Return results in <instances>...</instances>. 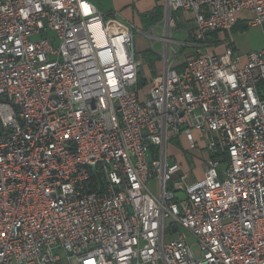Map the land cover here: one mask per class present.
I'll return each instance as SVG.
<instances>
[{"label":"built area","instance_id":"built-area-1","mask_svg":"<svg viewBox=\"0 0 264 264\" xmlns=\"http://www.w3.org/2000/svg\"><path fill=\"white\" fill-rule=\"evenodd\" d=\"M163 3L154 35L89 0H0V264H264V46L226 41L264 0ZM177 10L197 47L179 67ZM135 34L162 61L144 92ZM173 140L206 150L202 176Z\"/></svg>","mask_w":264,"mask_h":264},{"label":"rangeland","instance_id":"rangeland-1","mask_svg":"<svg viewBox=\"0 0 264 264\" xmlns=\"http://www.w3.org/2000/svg\"><path fill=\"white\" fill-rule=\"evenodd\" d=\"M95 4L98 6V8H101L103 11L107 12H114L118 13V17L113 18L112 23L114 26L118 28H126L127 25L123 24L121 21L130 20L135 25L139 26V20L136 15L137 10L141 8V5L145 3V0H94ZM160 2V1H158ZM120 18V20L118 19ZM173 24L169 25V31H167V35L170 38L175 39L177 44H174L173 47L179 54V57L184 61L188 57L193 56L196 53L197 47L195 46V42L191 36V32H193V23L188 21H179V18L181 19V16L179 14H174L173 16ZM163 21V19H162ZM156 24V23H155ZM143 26V25H142ZM149 30V29H145ZM186 31V32H185ZM186 34H185V33ZM152 33L154 35H159L161 33L160 26H157L153 29ZM229 36L226 38L228 41L229 39L233 42V44L240 50V51H250V50H256L264 46V28L261 26H247L244 23H237L236 26H234L230 32L226 33V35ZM135 50H136V57L140 59V76L143 78V74L145 77L149 78L151 77L150 72L147 69V65L142 55V50L146 47V44L150 43V41L143 36L139 34H135ZM161 42L160 41H153V49L154 50H160ZM142 64V65H141ZM156 68H154V71L152 72H161V65L158 63L155 65ZM151 69V68H150ZM158 75L153 76L151 79L146 81L144 78L143 83L141 87V92H144L146 88L150 85L149 82L156 78ZM146 82V83H145ZM181 140H179L180 143ZM202 143V141H201ZM180 146L178 144H174L173 142L168 145V152H176L175 156L177 160L181 161L182 163V169L181 172L186 174L187 179L186 181L190 182L191 180H194L199 176V174L203 173L206 167L205 160H190L189 164H187L186 161V154L189 156V153L185 152L186 143H181V148L176 151V148ZM195 150V149H193ZM198 150H195L194 152H197ZM185 152V153H184ZM200 163L202 165H200ZM224 164H222L223 166ZM148 186L150 190L158 195L159 194V187H158V181L156 178L150 179L148 182ZM178 197H183L184 194L182 192H177L176 194ZM62 264V262H61Z\"/></svg>","mask_w":264,"mask_h":264},{"label":"crops","instance_id":"crops-1","mask_svg":"<svg viewBox=\"0 0 264 264\" xmlns=\"http://www.w3.org/2000/svg\"><path fill=\"white\" fill-rule=\"evenodd\" d=\"M90 2H92L95 6H96V8L97 9H99L101 12H104V13H110V12H107V11H103L101 8H98V6L95 4V1L94 0H89ZM143 1V0H142ZM158 1H160V2H158ZM158 1H156V0H145V3L143 4V5H141V8L140 9H138L137 10V12H144V11H148V10H150L157 2L158 3H160V4H162L163 5V16H164V3H163V0H158ZM136 15H137V17H138V14L136 13ZM253 15V11H251V10H249V9H246V10H243V11H241L240 13H239V15H238V23H244L245 21H244V19L245 18H248V17H250V16H252ZM180 16H181V19L179 18V21L180 22H182L183 20L184 21H186V22H188V21H190V22H192L193 23V20H192V14H191V12H188V11H180ZM119 20H120V18H118ZM162 19H163V17H162ZM162 19L159 21V22H157L156 24H154V25H152L150 28H148V29H151L152 27H157L156 25H160L161 23H162ZM138 20H139V26L140 27H142L143 28V26H142V24H141V21H140V19H139V17H138ZM121 21V20H120ZM123 24H125V25H128L129 23H132L130 20H125V21H121ZM134 24V23H133ZM138 26V25H137ZM194 26V25H193ZM154 27V28H155ZM263 28H264V26H262ZM153 28V29H154ZM193 29H194V27H193ZM193 31V30H192ZM186 32V31H185ZM184 32V33H185ZM192 34H193V32H191ZM186 34V33H185ZM192 36V35H191ZM234 45V44H233ZM235 46V45H234ZM146 48H148V44H146V47L142 50V52L146 49ZM235 48L236 49H238L236 46H235ZM239 50V49H238ZM240 51V50H239ZM240 52H242V53H245V52H248V51H245V52H243V51H240ZM159 54V53H158ZM160 55V54H159ZM183 62V60L179 57V55H178V58H177V60L175 61V65H177V67H179L180 65H181V63ZM158 63H160V65H161V70H162V61H161V56H160V58H159V61L155 64V65H157ZM142 65V64H141ZM141 67V66H140ZM140 67H139V70H138V76H139V72H140ZM147 67V69H148V71L150 72V74H151V77H149V78H147V77H145L144 76V74H143V78L146 80V81H148L149 79H151L153 76H155V75H158L159 73L157 72H152L151 71V69L148 67V66H146ZM154 68H156V66L154 67ZM184 141L182 140V141H180V143H179V146H180V148H181V143H183ZM185 143V142H184ZM179 147H177L176 148V151H178L179 149H180ZM195 150H198L197 152H194ZM195 150H191V151H188V150H185V152H187V153H189V156H187V154L185 155L186 156V161H187V164H189V162H190V160H201V162H202V159L203 160H205V158L207 157V152H206V150L205 149H202L201 147H198V148H195ZM184 152V153H185ZM175 153L176 152H172L171 153V156L176 160V161H178L179 163H180V166H181V169H182V163H181V161H179V160H177V158H176V156H175ZM200 165H202L201 163H200ZM180 173L181 174H184V173H182L181 172V170H180ZM203 174V173H202ZM202 174L200 173L199 174V176L197 177V178H199L200 176H202ZM186 175V174H185ZM186 179H187V176H186ZM196 179V178H195ZM191 181H193V180H191ZM190 181V182H191Z\"/></svg>","mask_w":264,"mask_h":264},{"label":"trees","instance_id":"trees-1","mask_svg":"<svg viewBox=\"0 0 264 264\" xmlns=\"http://www.w3.org/2000/svg\"><path fill=\"white\" fill-rule=\"evenodd\" d=\"M158 1V0H156ZM180 11L181 10H177L175 11V14H179L180 15ZM138 14V17L141 21V24L143 25V28L144 29H148L150 28L152 25H154L155 23L159 22L162 17H163V5L160 4V3H156L150 10L148 11H144V12H137ZM110 13H106V16H109ZM238 23V20L237 22L235 23V25H233L230 30L236 26V24ZM229 30V32H230ZM192 35V33H191ZM141 57L144 58L146 65L151 68V70L154 71V67H155V64L159 61V58H160V55L158 54V52L156 51H153V50H150L149 48H146L143 52H142V55ZM143 78L140 76V72H139V82H140V85L141 87L143 83ZM146 83V82H145ZM173 143L176 145L178 144L179 145V141L178 140H173Z\"/></svg>","mask_w":264,"mask_h":264}]
</instances>
